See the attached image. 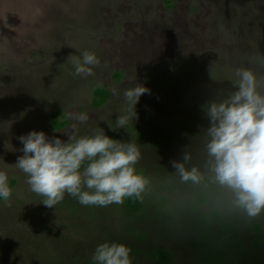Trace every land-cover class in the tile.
I'll return each mask as SVG.
<instances>
[{
    "label": "rangeland",
    "instance_id": "1",
    "mask_svg": "<svg viewBox=\"0 0 264 264\" xmlns=\"http://www.w3.org/2000/svg\"><path fill=\"white\" fill-rule=\"evenodd\" d=\"M85 51L100 61L86 78L75 75ZM260 56L264 0H0V171L13 189L0 200V264H95L103 243L131 248L135 263L182 264L188 253L181 249L189 251L193 239L197 248L187 259L195 264L262 261L264 212L250 220L235 208L226 221L231 233L222 230L225 211L203 199L211 196L205 108L235 90L238 68L264 77ZM137 84L150 94L117 128L127 107L123 93ZM81 113L87 122L69 118ZM98 129L139 146L136 168L148 183L138 202L125 198L116 211L115 203L85 206L66 193L54 208L43 205L14 166L23 155L18 138L43 131L68 142ZM173 161L185 169L205 165L209 175L183 181ZM9 208L22 215L6 217ZM186 208L200 213L176 217ZM98 211L128 224L92 221Z\"/></svg>",
    "mask_w": 264,
    "mask_h": 264
},
{
    "label": "clouds",
    "instance_id": "2",
    "mask_svg": "<svg viewBox=\"0 0 264 264\" xmlns=\"http://www.w3.org/2000/svg\"><path fill=\"white\" fill-rule=\"evenodd\" d=\"M82 57L75 62V75H94L98 57L88 51ZM259 58L264 60V56ZM235 75V90L205 108L210 122L205 149L213 182L229 190L235 208L254 220L264 212V77L249 68H238ZM145 93L150 90L141 84L124 91L127 107L116 119L117 128H124L136 117L135 106ZM69 118L81 124L88 120L83 113ZM18 139L23 155L14 166L26 174L30 190L42 196V204L48 208H54L66 193L85 206L123 204L125 198L139 197L148 183L136 168L141 160L139 146L111 139L102 129L91 136H68V142L49 139L43 131ZM189 158L185 155L183 159ZM172 166L183 181L199 183L204 178L195 167L189 171L176 161ZM8 179L6 172L0 171V200L4 202L13 192ZM131 251L123 244L103 243L92 259L95 264H132Z\"/></svg>",
    "mask_w": 264,
    "mask_h": 264
},
{
    "label": "trees",
    "instance_id": "3",
    "mask_svg": "<svg viewBox=\"0 0 264 264\" xmlns=\"http://www.w3.org/2000/svg\"><path fill=\"white\" fill-rule=\"evenodd\" d=\"M209 126H210V123H209ZM208 157V155H205ZM209 158V157H208ZM187 169L186 170H191L192 168H197L201 173H208L207 169H206V166L205 165H195V163H188V165H186ZM209 175V173H208ZM208 184L210 185V191H211V196L209 198H203L205 201H207L210 204H212L214 207H212L213 209H216V211H225V215L224 217L225 218H222V230L223 231H226L228 227V231L231 232V233H234V229H229V228H234V227H229V223L226 222L227 221V215L229 212H234L235 210V206L233 205L232 203V200H233V197H232V194L230 193L229 190L225 189V188H221L218 184L214 183L213 180H212V173H211V176L210 178L208 179ZM185 188L187 189L188 186L187 184L185 183L184 184ZM189 192V191H188ZM133 201H136L138 202V198L137 197H132L131 198ZM214 200L217 201V204L214 203ZM116 207V208H115ZM218 208V209H217ZM118 209V205L115 204L114 206V209L113 210H116L117 211ZM4 210V209H3ZM2 212V211H1ZM22 211H14L12 208H9L8 210L4 211L2 214L3 215H6L9 216V215H22L21 213ZM112 212V211H111ZM200 212L199 211H188V209H184L182 211H180V213H178L176 215V217H181V218H189V217H193L195 215H198ZM217 212L214 211V214H216ZM216 218L219 217V214H216ZM122 216V215H120ZM96 220H103L105 221L106 223H109V222H118V223H121V225H126L128 224L127 223V220L126 219H123L122 217H117V215L113 214V213H110V214H103V213H100V211L97 212V214L95 215L94 219L92 221H96ZM154 222V221H153ZM205 225H206V221H204ZM203 225V226H205ZM201 226V228L203 227ZM105 230V233H110V229L109 228H105V229H102V231ZM116 232L114 234H117L119 231L118 230H115ZM204 229H200V232H199V235L203 236L205 235V233H203ZM131 238V237H129ZM190 243V247L191 248H197V243H196V240L193 239V241L189 242ZM188 251L187 248H182L181 250H183V252H187L188 255L185 256V258L182 257V259H184V262L182 264H195L194 261L192 260H188L187 258H189V256H191L192 254V250ZM261 250L264 252V247L261 248ZM258 253V252H257ZM238 259L239 257L238 256H233L231 257V259ZM186 259V260H185ZM191 259V258H190ZM262 259L264 260V257H262ZM263 260L258 262V264H263ZM241 263V258L238 260L237 264H240ZM244 264H249V261H243ZM132 264H167V263H163V262H160V261H156V260H150V259H146V261H142V260H138L136 263L135 262H132Z\"/></svg>",
    "mask_w": 264,
    "mask_h": 264
}]
</instances>
